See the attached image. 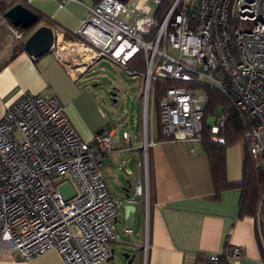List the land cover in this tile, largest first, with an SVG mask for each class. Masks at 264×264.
I'll list each match as a JSON object with an SVG mask.
<instances>
[{"label":"built area","instance_id":"built-area-1","mask_svg":"<svg viewBox=\"0 0 264 264\" xmlns=\"http://www.w3.org/2000/svg\"><path fill=\"white\" fill-rule=\"evenodd\" d=\"M147 1L126 21L122 0H97L75 39L57 34L51 50L77 75L100 59L132 78L138 74L144 119L156 103L161 135L171 140L201 139L208 93L197 95L194 88L218 89L241 115L252 162L264 166V0H194L190 6L151 0L153 12ZM227 119L225 108L220 116L206 115L212 140H222ZM117 130L84 141L52 96L23 93L6 106L0 116V253L15 251L28 260L57 248L64 264L110 258L117 205L99 167ZM121 135L129 144V131ZM262 201L264 190L258 206L264 221ZM241 254L233 245L198 264Z\"/></svg>","mask_w":264,"mask_h":264},{"label":"crops","instance_id":"crops-1","mask_svg":"<svg viewBox=\"0 0 264 264\" xmlns=\"http://www.w3.org/2000/svg\"><path fill=\"white\" fill-rule=\"evenodd\" d=\"M2 1L19 2L42 14L44 21L38 20L34 28L49 25L54 37L62 34L65 39H75L76 29L85 20L89 6L97 0ZM144 2H137L131 19L120 14L121 18L131 21ZM18 27L5 13H0V116L21 94L31 93L54 97L86 142H92L105 129H118L113 148L100 165L104 167L101 174L107 188L109 182L115 186L111 195L117 205L112 219L116 238L110 243L111 257L98 264H122L114 258V244L126 243L123 236L134 239V243L127 244L132 250L137 249L130 253V264H198L204 256L223 254L233 245L240 246L242 254L221 258L219 264H264V221L258 217L259 203L254 213L242 212L240 187L232 186L217 193L209 157L201 141L164 138L158 120L154 131L153 112L155 108L157 113V108L152 103L146 119L142 109L140 129L129 132L131 138L126 144L121 133L127 131L123 128L127 118L109 119L88 86L78 81L83 74L67 69L53 50L31 56L23 45L31 32L22 40L15 39L13 30L24 31ZM138 123L135 117L132 125ZM245 149L243 138L226 147L229 183L242 177ZM116 170L123 171L124 177ZM138 183L141 193L136 191ZM124 228H131L132 232L125 233ZM0 264L64 262L59 250L50 248L28 260L15 251H2Z\"/></svg>","mask_w":264,"mask_h":264},{"label":"rangeland","instance_id":"rangeland-1","mask_svg":"<svg viewBox=\"0 0 264 264\" xmlns=\"http://www.w3.org/2000/svg\"><path fill=\"white\" fill-rule=\"evenodd\" d=\"M139 0H122L123 2V10L121 12L122 16H125L131 19L134 15V11L136 10L137 2ZM194 0H182V3L186 5H192ZM3 3L0 0V13L4 14L1 6ZM148 3L152 9V12L156 8V4H154L151 0H148ZM6 11V10H5ZM33 26L24 29V31L13 30V36L15 39L22 40L24 35H28L32 31ZM34 28V27H33ZM78 81L81 84H85L92 91L96 100L100 104L103 112L108 116L109 119L113 120L115 118H127L123 122V128L129 132H135L140 129V120L142 119V98H141V90H142V79L137 74L136 78H132L131 75H128L122 66L118 64L111 63L109 60L100 59L97 64L93 66V68L88 69L83 76H81ZM197 95H200L205 90L202 87L194 88ZM110 92H113L115 95L113 96L116 101L112 100ZM156 106V103L154 104ZM224 107L222 105H218L215 107L214 116H220L222 114ZM156 109L154 108L153 112V125L154 131L156 130L157 125V115ZM136 117L139 120L138 124L132 125L134 118ZM244 139V138H243ZM103 166L99 167L100 173L103 174ZM117 174L124 177V172L121 170H116ZM69 183L71 185L72 181ZM109 193H114V184L109 182ZM264 190L261 189L260 194ZM261 210H264V201H262ZM259 217V214H258ZM129 237V236H128ZM122 239L125 242L115 243L114 246V258L119 260L122 264H126V260L121 256V251H128L131 254H134L137 249L132 250L130 244L134 243V239L127 238L123 236ZM130 243V244H127ZM137 248V247H136ZM113 259V258H112Z\"/></svg>","mask_w":264,"mask_h":264},{"label":"trees","instance_id":"trees-1","mask_svg":"<svg viewBox=\"0 0 264 264\" xmlns=\"http://www.w3.org/2000/svg\"><path fill=\"white\" fill-rule=\"evenodd\" d=\"M1 4H2L1 6H3L2 10L3 12H5V10L8 9L14 3L10 4L4 1ZM180 6H182V2L180 3ZM166 7H167L166 4L163 5L161 7V10L165 9ZM37 15L39 21L41 20L44 21L42 14L37 13ZM21 46L23 45L21 44ZM160 84L161 83H158V86ZM204 90H206V92L208 93V101L205 105L203 132L201 139L199 141L203 143L204 149L208 154L215 189L217 193H219L221 190L225 188H229L232 186L240 187L242 190L241 199H240L241 211L254 213L260 200V196H261L260 191L262 188H264V166L256 167L254 165L246 147L241 179L235 183H229L227 181L225 150L230 143L243 138V134H242L243 124L241 120V115L232 104V100L229 96L221 93L218 89L211 86L204 87ZM159 97H160V91L157 92L155 98L156 101L159 99ZM218 105H222L225 108L226 112L228 113V119L226 122L224 132L222 133V140L214 141L209 136V130H208V126L206 125L205 118L206 115L213 114L215 107ZM158 126L160 130L159 119H158Z\"/></svg>","mask_w":264,"mask_h":264},{"label":"water","instance_id":"water-1","mask_svg":"<svg viewBox=\"0 0 264 264\" xmlns=\"http://www.w3.org/2000/svg\"><path fill=\"white\" fill-rule=\"evenodd\" d=\"M5 16L11 21L14 26H19L23 29L34 26L39 18L38 15L22 3H14L5 11ZM54 41V32L49 25L40 24L31 31L25 38L23 45L25 50L33 57H37L51 50ZM113 101L115 94L110 92ZM128 183V182H127ZM130 183H128V188ZM121 256L126 260L127 264L131 263L132 256L128 251H121ZM111 257V256H110Z\"/></svg>","mask_w":264,"mask_h":264}]
</instances>
